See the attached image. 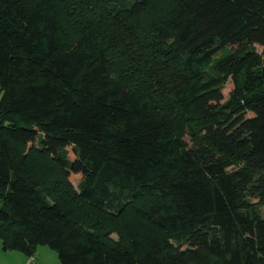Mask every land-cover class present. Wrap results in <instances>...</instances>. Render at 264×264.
<instances>
[{
  "label": "trees",
  "instance_id": "1",
  "mask_svg": "<svg viewBox=\"0 0 264 264\" xmlns=\"http://www.w3.org/2000/svg\"><path fill=\"white\" fill-rule=\"evenodd\" d=\"M0 93L4 249L264 264V0H0Z\"/></svg>",
  "mask_w": 264,
  "mask_h": 264
},
{
  "label": "rangeland",
  "instance_id": "2",
  "mask_svg": "<svg viewBox=\"0 0 264 264\" xmlns=\"http://www.w3.org/2000/svg\"><path fill=\"white\" fill-rule=\"evenodd\" d=\"M256 49L261 51L259 45H256ZM230 87L231 82L228 80L223 87L224 96L227 95ZM70 181L74 186L78 183L77 178H71ZM0 264H59V257L57 251L46 244H38L31 255H26L16 249H4L0 239Z\"/></svg>",
  "mask_w": 264,
  "mask_h": 264
}]
</instances>
